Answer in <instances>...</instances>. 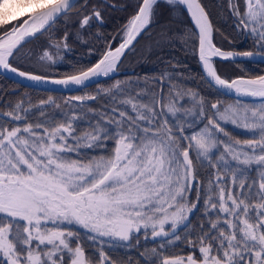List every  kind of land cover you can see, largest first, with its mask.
I'll use <instances>...</instances> for the list:
<instances>
[{"label":"snow or ice","instance_id":"1","mask_svg":"<svg viewBox=\"0 0 264 264\" xmlns=\"http://www.w3.org/2000/svg\"><path fill=\"white\" fill-rule=\"evenodd\" d=\"M161 6L187 14L192 27L162 31L157 46L190 44L209 89L259 101L211 102L185 85L178 61L151 85L117 80L96 95L72 96L79 103L66 101L59 116L47 110L61 108L52 97L4 101L0 90V264H264V75L229 81L215 67L217 57H264V0H228L235 28L253 41L254 50L241 52L214 43L202 0H136L94 64L51 82L86 87L111 78ZM76 7V0H0V71L47 82L18 66L32 60L22 50ZM95 23L103 24L99 7L76 12L81 31ZM67 39L50 36L36 62L51 67ZM100 92L112 106L85 112L80 106ZM228 124L249 137H233ZM141 238L162 242L143 246L135 261L105 250L140 248ZM168 246L187 251L165 254Z\"/></svg>","mask_w":264,"mask_h":264},{"label":"trees","instance_id":"2","mask_svg":"<svg viewBox=\"0 0 264 264\" xmlns=\"http://www.w3.org/2000/svg\"><path fill=\"white\" fill-rule=\"evenodd\" d=\"M202 3L209 13V19L213 25L214 43H216L218 47H221L224 51L235 52L254 50L252 38L245 34H241L235 28V18L230 14L228 0H202ZM112 4H115L116 7H111ZM135 4L136 0H107V2H105V0H78L77 7L73 10L70 18H62L53 25L49 33L40 35L25 45L22 50V55H31L32 60H25L18 66L30 68L37 74H44L48 78H64L72 74L76 68L91 66L99 59L108 40L117 35L122 25L134 13ZM85 7L89 11L93 7H99L103 13V24L95 23L86 30L81 31L78 26H76V12L85 10ZM191 27L192 25L187 14L182 17H177L176 14L170 12L165 6H161L158 9V14L154 18V22L150 26L149 31L141 35L135 43V48L128 52L126 57L123 58L122 62L119 64L116 69L119 72L117 76L103 80L75 94L67 95L25 88L0 75V90H3V92L7 94L4 96V101L15 102L21 98H27L35 104L40 100L56 97L63 105H65L66 101H68L69 104H78L79 102L71 101L70 97L90 92L91 95H96L98 90L111 87L118 79H133L128 86L133 89H136L137 83L132 84V82H135L137 79H139L140 84H143L144 80L147 79L150 85L153 76L160 74L169 61L173 63L178 61L179 67L177 71L184 74L186 86H190L199 91L210 101L222 98L224 97L223 95L213 88L209 89L207 83L201 81L200 77L202 75L197 64V58L196 55L193 54L190 44L185 45L182 40L176 39L173 44L165 43L162 46H157L162 31L174 34ZM65 33L68 34V48L59 53L56 57L57 62L51 67H42L36 62V58L47 45L49 37L51 36L55 40L62 38ZM215 67L218 74L227 80L237 77L253 78L264 74L263 63L249 60L239 62L215 61ZM93 92H95V94H93ZM99 100H102L101 92L97 100L86 101L80 107L86 112L88 106L95 109L94 106L96 104L104 107L107 102V106H112V101L109 98L104 103L103 101L99 102ZM240 103L246 104V102ZM65 111H67L66 108H60L51 113L59 116ZM91 115L92 114L89 113V117H91ZM94 122L95 121H93V123ZM196 219L197 217L194 216L193 223L196 222ZM81 239L87 251L91 252L94 250L92 243L89 244L82 237ZM160 240L161 238H157L156 240L149 238L145 241L141 238V247L134 248L133 252H129L123 248L112 251L107 245H105V250L109 251L111 255L117 258L126 259L130 257L135 261L138 258V251L143 250V246L149 248L158 247V241ZM186 251L187 249H184L182 246H168L165 254H175Z\"/></svg>","mask_w":264,"mask_h":264},{"label":"water","instance_id":"3","mask_svg":"<svg viewBox=\"0 0 264 264\" xmlns=\"http://www.w3.org/2000/svg\"><path fill=\"white\" fill-rule=\"evenodd\" d=\"M78 0H76L77 3ZM188 17V16H187ZM189 21L190 18L188 17ZM191 23V22H190ZM192 25V24H191ZM140 38V36L137 38V40ZM33 40V39H32ZM136 43V42H134ZM235 52V51H233ZM197 58V64L200 70L201 75H203V70H202V66L199 62V58L198 55H196ZM245 60H249V61H253V62H260L264 64V57L261 56H254V57H233V58H229V59H222V58H215V61L217 62H239V61H245ZM118 74L117 71H115L113 74H111V77H114ZM0 75L3 76L4 78L11 80L12 82L23 86L25 88H29V89H33V90H37V91H43V92H51V93H59V94H74L76 92H79L82 89H85L87 87H90L92 85H95L103 80L108 79V77H104V76H100V77H94L92 78L89 82H86L87 86H83V85H57L51 82V80L53 79H63V78H49L47 82H34V81H29L27 79L18 77L12 73H3L2 71H0ZM264 75V74H263ZM254 79L253 78H245V77H237V78H233V79ZM231 79V80H233ZM229 80V81H231ZM214 90L217 91V89L213 88ZM218 92V91H217ZM220 94H222L225 97H229L232 98L234 100H239L242 102H253L259 101V98H253V97H247V96H238L234 91H232L230 94L225 95L223 92H219Z\"/></svg>","mask_w":264,"mask_h":264},{"label":"rangeland","instance_id":"4","mask_svg":"<svg viewBox=\"0 0 264 264\" xmlns=\"http://www.w3.org/2000/svg\"><path fill=\"white\" fill-rule=\"evenodd\" d=\"M159 74H156V75H154L153 76V79L155 78V77H157ZM152 79V80H153ZM119 81H121L123 84H125V86H129L130 84H129V82H131V80H133V79H131V80H129L128 78H122V79H118ZM117 81V80H116ZM115 81V82H116ZM137 81H139V79H137L135 82H132V84H135V83H137ZM114 82V83H115ZM151 85V84H150ZM187 87H190V86H187ZM190 88H192V87H190ZM193 90H195L194 88H192ZM102 93V92H101ZM86 94H88V95H91V92L90 93H86ZM86 94H83V95H86ZM93 94H95V92H93ZM107 99H108V97H105L104 95H103V93H102V100H99V102H101V101H103V103L104 102H106L107 101ZM52 100L54 101V104H59L60 106H61V108H65V105H63V103H60L58 100H57V98L56 97H52ZM216 101H219L222 105H236V103H237V100H234V99H231V98H228V97H222V98H218V99H214L213 101H211V102H216ZM250 103V102H249ZM33 104V103H32ZM35 104H38V103H35ZM241 104V103H240ZM97 105V104H96ZM94 106V108L95 109H101L102 107L101 106H99V105H97V106H99V107H97V106ZM241 105H243V104H241ZM50 113L51 112H55L56 111V108L54 107V105H50L49 107H48V109H47ZM226 127V130L233 136V137H235V138H239V139H245V138H248L249 137V133L246 131V130H244V129H242V128H237V127H235V126H233V125H231V124H228V125H226L225 126ZM82 238H84V240L85 241H87L89 244H91L92 242L91 241H88L87 240V237H86V235H82ZM162 242V240H160V241H158V247H159V244ZM149 248V247H148ZM150 249V248H149ZM127 251H129V252H133L134 251V248H132V249H126Z\"/></svg>","mask_w":264,"mask_h":264}]
</instances>
